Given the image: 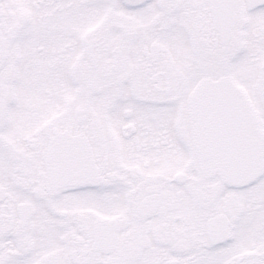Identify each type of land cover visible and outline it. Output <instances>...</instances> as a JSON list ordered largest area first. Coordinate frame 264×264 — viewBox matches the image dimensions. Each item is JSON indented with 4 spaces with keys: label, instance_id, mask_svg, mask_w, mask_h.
I'll list each match as a JSON object with an SVG mask.
<instances>
[{
    "label": "snow or ice",
    "instance_id": "6c2138e0",
    "mask_svg": "<svg viewBox=\"0 0 264 264\" xmlns=\"http://www.w3.org/2000/svg\"><path fill=\"white\" fill-rule=\"evenodd\" d=\"M0 264H264V0H0Z\"/></svg>",
    "mask_w": 264,
    "mask_h": 264
}]
</instances>
